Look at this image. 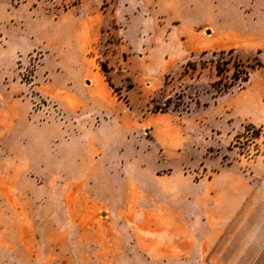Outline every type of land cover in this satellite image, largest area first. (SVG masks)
Listing matches in <instances>:
<instances>
[{
	"label": "rangeland",
	"instance_id": "obj_1",
	"mask_svg": "<svg viewBox=\"0 0 264 264\" xmlns=\"http://www.w3.org/2000/svg\"><path fill=\"white\" fill-rule=\"evenodd\" d=\"M0 264H264V0H0Z\"/></svg>",
	"mask_w": 264,
	"mask_h": 264
},
{
	"label": "trees",
	"instance_id": "obj_2",
	"mask_svg": "<svg viewBox=\"0 0 264 264\" xmlns=\"http://www.w3.org/2000/svg\"><path fill=\"white\" fill-rule=\"evenodd\" d=\"M225 53H226L225 51L221 52L222 55H224ZM230 53H233V50H230L229 54ZM232 59H233V56H230L229 60H232ZM224 63H225V61H224ZM236 63H238V62H235V65H234L235 72L233 73L232 79L235 80V81L246 82L248 80V72L245 69L246 66H244L243 64L242 65H238V64L236 65ZM240 69H242V73H244L245 78H242L240 76ZM217 70H218V75L219 76H223L224 75L225 69H224V67L223 68L221 67V62L217 63Z\"/></svg>",
	"mask_w": 264,
	"mask_h": 264
},
{
	"label": "crops",
	"instance_id": "obj_3",
	"mask_svg": "<svg viewBox=\"0 0 264 264\" xmlns=\"http://www.w3.org/2000/svg\"><path fill=\"white\" fill-rule=\"evenodd\" d=\"M203 24L205 25V23L203 22ZM196 25H198V24H196ZM198 26H202V25H198Z\"/></svg>",
	"mask_w": 264,
	"mask_h": 264
}]
</instances>
